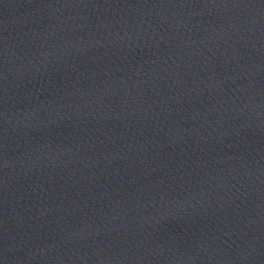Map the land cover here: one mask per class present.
<instances>
[{"label":"water","instance_id":"1","mask_svg":"<svg viewBox=\"0 0 264 264\" xmlns=\"http://www.w3.org/2000/svg\"><path fill=\"white\" fill-rule=\"evenodd\" d=\"M0 264H264V0H0Z\"/></svg>","mask_w":264,"mask_h":264}]
</instances>
